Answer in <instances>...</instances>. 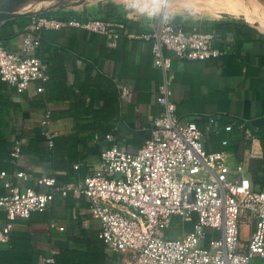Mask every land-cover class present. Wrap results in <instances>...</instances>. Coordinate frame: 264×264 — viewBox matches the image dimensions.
<instances>
[{
    "label": "crops",
    "instance_id": "0c3cea01",
    "mask_svg": "<svg viewBox=\"0 0 264 264\" xmlns=\"http://www.w3.org/2000/svg\"><path fill=\"white\" fill-rule=\"evenodd\" d=\"M43 14L88 20L118 18L127 13L114 2L102 1L78 10L55 9ZM145 15H130L133 32L147 33L157 26L159 17ZM176 18L174 21L185 29L217 32L223 38L221 44H232L229 53L207 59L180 58L170 50L166 52L178 114L205 130L210 150L221 148L222 137L229 138V163L244 164L255 187L264 186V29L242 18L196 22ZM225 20H233L238 31L215 30L214 24ZM31 21L32 16H17L0 22V44L22 52L23 34ZM40 33L37 54L48 79L42 82L43 90H37L40 82H33L20 93L7 82L10 100L23 111L8 115L5 136L14 145L16 141L29 142L42 131L41 121L50 110L49 128L58 143L55 149H46L47 154L21 152L10 161L19 168L7 171L5 177L0 169V194L8 192L6 180L21 188L48 191L50 187L39 182L43 177H54L59 186L85 178L98 168L100 153L113 141L133 152L143 146L161 111L157 96L163 74L153 63L150 39L124 36L111 44L106 36L74 25L42 29ZM122 86L128 88L126 94L121 92ZM210 117L221 126L245 119L253 136L246 138L238 131L224 129L220 135L211 133L207 131ZM109 133L113 139L107 138ZM89 206L86 196L74 189L67 195L56 192L46 209L33 211L28 219L15 220L11 238L33 245L32 251L17 253L33 258L37 264H48L66 248L84 254L83 264H126L129 253L107 248L99 236L101 223L92 216ZM52 220L64 229L51 226ZM173 221V226L183 224V229L175 234L168 230L172 236L192 229V222ZM5 223L6 217L1 214L0 225ZM250 232V226L243 224L241 238L247 240ZM262 263L257 258L252 264Z\"/></svg>",
    "mask_w": 264,
    "mask_h": 264
},
{
    "label": "built area",
    "instance_id": "2783aa9c",
    "mask_svg": "<svg viewBox=\"0 0 264 264\" xmlns=\"http://www.w3.org/2000/svg\"><path fill=\"white\" fill-rule=\"evenodd\" d=\"M131 19L129 14L88 20L35 14L23 34L22 52L0 44V76L19 93L33 82H40L37 90H43L48 74L37 54L40 31L66 25L102 34L111 44L124 36L150 39L153 63L163 74L157 96L161 111L139 149L133 152L113 141L102 150L98 168L85 178L64 186L57 185L54 177L41 178L39 182L49 186L48 191L5 181L8 192L0 194V215H5L6 223L0 225V245L11 240L15 220L46 209L56 192L67 195L74 189L90 202L107 248L129 253L126 264H252L257 258L264 264V186L255 187L244 164L229 163V138L222 137L221 148L210 150L205 130L178 114L168 77V50L180 58L207 59L229 53L232 44H221L223 38L217 32L188 30L166 16L159 17L153 30L136 33L130 27ZM121 92L126 94L128 88L122 86ZM50 121L51 111L46 110L42 131L52 149L55 133L49 128ZM222 129L253 136L245 119L221 126L210 117L207 131L220 135ZM107 138L113 139V135L109 133ZM12 154L21 155L20 141ZM174 219L192 222V229L170 235ZM243 224L251 228L247 240L241 238ZM51 226L64 229L53 220Z\"/></svg>",
    "mask_w": 264,
    "mask_h": 264
},
{
    "label": "rangeland",
    "instance_id": "374dc122",
    "mask_svg": "<svg viewBox=\"0 0 264 264\" xmlns=\"http://www.w3.org/2000/svg\"><path fill=\"white\" fill-rule=\"evenodd\" d=\"M114 2L131 16L160 17L166 16L172 20L182 17L185 21L212 20L216 18H237L263 20L264 0H259L256 5H249L245 0H31L28 4L31 10L42 7L51 10H78L89 4L97 2ZM27 6V7H28ZM264 22V21H263ZM264 24V23H262ZM174 222V221H173ZM183 224L170 227V232L183 229ZM210 234H207L209 239Z\"/></svg>",
    "mask_w": 264,
    "mask_h": 264
},
{
    "label": "trees",
    "instance_id": "16d2710c",
    "mask_svg": "<svg viewBox=\"0 0 264 264\" xmlns=\"http://www.w3.org/2000/svg\"><path fill=\"white\" fill-rule=\"evenodd\" d=\"M176 19H180V17H177ZM133 21L130 22V27H132ZM214 28L217 31H238L236 28V23L233 20H225L216 22L214 24ZM8 83L7 81L3 80L0 76V169L8 172H12L15 169H18L19 167L10 162L12 159H14L13 156V150H14V143L13 141L9 140L5 136V129L9 125V118L8 115L12 111H18L23 109L15 103L12 100H10V96L8 93L10 91L8 90ZM12 90H16V88L13 86L11 88ZM3 90L5 92H3ZM9 91V92H8ZM150 137V136H149ZM148 137V138H149ZM147 140V139H146ZM145 140V141H146ZM54 147L56 148V145L58 143V138H54ZM48 146H47V139L43 133V131H37L34 138H31L29 142H22L21 143V152L25 153H40L43 152L47 154ZM50 149L49 151L53 150ZM93 153L97 152V149L94 148L92 150ZM101 154V153H100ZM68 194V192H67ZM27 251V250H33V245L29 241H19L17 239L11 238V240L8 243H2L0 245V264H37L33 258H28L25 256L19 255L18 251ZM81 252L78 250H69L66 248H63L62 251H60L58 254L53 256L54 261L52 263L48 264H83L84 258Z\"/></svg>",
    "mask_w": 264,
    "mask_h": 264
},
{
    "label": "water",
    "instance_id": "95a60500",
    "mask_svg": "<svg viewBox=\"0 0 264 264\" xmlns=\"http://www.w3.org/2000/svg\"><path fill=\"white\" fill-rule=\"evenodd\" d=\"M26 1L28 0H0V22L17 16H33L35 14H43L51 10V8H42L31 12H19V7ZM243 19L245 22L248 21L245 18Z\"/></svg>",
    "mask_w": 264,
    "mask_h": 264
},
{
    "label": "bare ground",
    "instance_id": "6f19581e",
    "mask_svg": "<svg viewBox=\"0 0 264 264\" xmlns=\"http://www.w3.org/2000/svg\"><path fill=\"white\" fill-rule=\"evenodd\" d=\"M35 0H33V2H34ZM241 2L243 1V0H240ZM246 1V3H248L249 5L251 4V5H256V3L259 1V0H245ZM31 2V0H28V1H26L25 3H23L20 7H19V9H18V11L19 12H31V11H35V10H31L30 8H29V6H28V4ZM28 6V7H27ZM43 8V7H42ZM39 9H41V8H39ZM39 9H36V10H39ZM263 15H264V13H263ZM245 19H247V18H245ZM263 20H259V22H260V24L257 22V20H248V21H250V22H256L257 23V26H261L263 29H264V24H262V23H264L263 21H264V18H262Z\"/></svg>",
    "mask_w": 264,
    "mask_h": 264
}]
</instances>
